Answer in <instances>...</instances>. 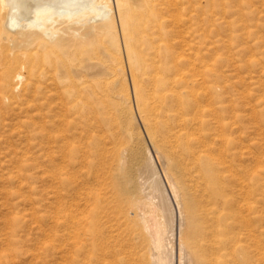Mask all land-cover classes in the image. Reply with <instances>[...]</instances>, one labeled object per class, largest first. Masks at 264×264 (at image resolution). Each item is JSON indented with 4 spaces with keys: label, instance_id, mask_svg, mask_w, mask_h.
<instances>
[{
    "label": "rangeland",
    "instance_id": "obj_1",
    "mask_svg": "<svg viewBox=\"0 0 264 264\" xmlns=\"http://www.w3.org/2000/svg\"><path fill=\"white\" fill-rule=\"evenodd\" d=\"M153 16L164 24L160 31L152 26ZM151 17L136 19L139 28L129 45L116 18L115 42L100 38L96 44L107 69L99 81L113 96L128 92L138 117L136 80L160 114L169 101L158 102L163 93L158 81L170 80L179 70L193 77L198 94L175 84L182 103L168 114H176L174 126L185 132L183 142L191 144L195 156L183 154L178 143L168 145L187 157L197 201L211 205V215L220 218L208 258L215 264H264V0H165ZM27 18L18 15L21 23ZM5 47L0 39V48ZM47 48L37 39L12 50L19 68L29 57L38 58L37 66L46 70L37 82L42 91L27 92L23 84L10 93L11 83L0 88V264H149L141 222L112 179L95 171L93 158L70 156L64 162L59 155L53 161L52 141L59 130L53 133L50 93L44 87L63 72L60 59L56 63ZM134 52L136 66L129 58ZM118 62L121 73L115 69ZM87 85L101 95V85ZM139 125L137 141L149 148L175 212L170 264H180L178 206Z\"/></svg>",
    "mask_w": 264,
    "mask_h": 264
},
{
    "label": "bare ground",
    "instance_id": "obj_2",
    "mask_svg": "<svg viewBox=\"0 0 264 264\" xmlns=\"http://www.w3.org/2000/svg\"><path fill=\"white\" fill-rule=\"evenodd\" d=\"M164 1L0 0V39L6 43L5 48H0V88L5 90L11 83L10 93L19 90L23 84L27 92L42 91L37 82L42 81L38 77L46 74V70L37 66L38 58L29 57L25 63H20L22 67L19 68L12 51L16 47L29 46L35 40L42 39L49 49L50 57L55 56L53 60L56 63L60 59L63 72L52 77L53 83L44 87L50 93L53 133L59 130L52 141L53 161L59 155L64 162L70 161V156L93 158L95 171H102L112 179L115 188L125 195L130 210L141 222V234L147 240V244H143L145 252L151 256L150 263L170 264V251L174 246L175 212L149 148L137 141L141 134V123L152 150L164 169L169 192L178 206L180 264H215L208 258L207 251L212 245V236L216 234L220 218L217 214L212 216L213 212L209 209L211 205L206 208L201 206V201H197L196 192L193 193L191 186V182L195 180L190 172L192 169L189 171L190 168L184 163L187 157L180 158L170 149L172 146L168 145L173 141L171 143H178L183 154L188 157L195 154L191 144L183 142L185 132L176 130L177 127L174 126L176 114H168L182 103L183 95L174 88L175 84L183 86L193 96L198 94L193 77L179 70L170 80L164 77L158 81L159 91H163L157 96L158 102L169 101L162 107L160 114L156 112V103L148 101L136 80L134 90L138 117L132 111L128 92L123 91L113 96L99 81L107 69L104 61L98 57L100 45L97 47L96 44H101L100 38L115 42L116 18L121 23L126 44L129 45L134 39L133 33L139 28H136V19L147 14L151 17ZM40 5L53 7L44 8L39 7ZM20 14L28 17L23 19V23L18 19ZM154 18L153 16L151 19L152 26H157L160 31L164 24ZM163 40L168 38L164 37ZM114 48L116 56L119 55V42L115 43ZM129 58L135 66L138 65L135 52L130 53ZM25 67L30 71L28 76L23 73L22 68ZM115 69L118 73L123 72L120 62ZM87 84L101 85V95L97 96V91ZM166 89L168 90L165 91ZM181 120L187 121L186 118ZM70 130L72 133L68 134ZM188 136L191 137V132L186 134L190 141ZM123 138L129 141L127 146H123ZM75 142L79 145L76 146ZM58 166L56 164L55 168L58 169ZM61 168L67 167L61 164ZM98 213H101L100 210ZM96 217L94 215V220L91 221L92 227L98 224ZM195 235L200 236L202 241H209V244H199Z\"/></svg>",
    "mask_w": 264,
    "mask_h": 264
},
{
    "label": "snow or ice",
    "instance_id": "obj_3",
    "mask_svg": "<svg viewBox=\"0 0 264 264\" xmlns=\"http://www.w3.org/2000/svg\"><path fill=\"white\" fill-rule=\"evenodd\" d=\"M39 7L48 8V7H53V5H40Z\"/></svg>",
    "mask_w": 264,
    "mask_h": 264
}]
</instances>
